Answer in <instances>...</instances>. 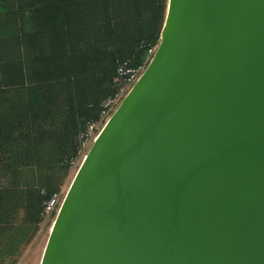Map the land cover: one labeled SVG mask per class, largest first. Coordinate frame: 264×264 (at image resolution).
Returning <instances> with one entry per match:
<instances>
[{
	"label": "water",
	"instance_id": "1",
	"mask_svg": "<svg viewBox=\"0 0 264 264\" xmlns=\"http://www.w3.org/2000/svg\"><path fill=\"white\" fill-rule=\"evenodd\" d=\"M40 264H264V0H169Z\"/></svg>",
	"mask_w": 264,
	"mask_h": 264
},
{
	"label": "trees",
	"instance_id": "2",
	"mask_svg": "<svg viewBox=\"0 0 264 264\" xmlns=\"http://www.w3.org/2000/svg\"><path fill=\"white\" fill-rule=\"evenodd\" d=\"M4 2L3 9L6 12L0 7V67L21 64L27 101L25 111H21L18 106L15 108L16 103L5 106L7 100H1L4 91L0 88V258L16 255L22 244L29 239L32 229L31 225L25 223L9 224L6 210L26 204L29 187L38 183V171L48 172L54 165L63 167L72 164L80 147L78 134L85 132L86 124L97 120L101 113L92 115L83 112L79 116V124L75 123L73 130H70V117L75 114L70 111L66 79H54L47 89L35 82L34 70L35 59L53 56L52 38L66 29H62L60 21L59 27L54 28L58 31L55 34L50 28L44 30L47 24L39 14L46 10L47 0ZM54 3L51 9H59V4ZM157 3L161 5L164 0H154L152 6ZM103 11L104 22L98 29L105 36L112 34L115 22L125 18L133 27L135 41L131 57L126 63L133 67L140 65L147 57L148 50L158 47L166 16L161 24L159 20V25L146 0H103ZM66 18L70 21L67 13L62 20ZM124 61L119 59L118 62ZM113 94L112 90L107 98ZM33 169H36L37 174L33 175ZM55 194H58L56 188L37 194L36 214L43 216L45 202Z\"/></svg>",
	"mask_w": 264,
	"mask_h": 264
},
{
	"label": "rangeland",
	"instance_id": "3",
	"mask_svg": "<svg viewBox=\"0 0 264 264\" xmlns=\"http://www.w3.org/2000/svg\"><path fill=\"white\" fill-rule=\"evenodd\" d=\"M47 1L49 4V2L54 3L58 0ZM168 1L164 0L161 5L157 3L152 6L154 0H146L148 8L153 12V17L157 18L158 24L159 20L161 24L163 17L166 16ZM78 6L81 11H79ZM69 10L78 13L79 18L73 19L70 15V21H67V18L62 20L58 11L56 13L50 12L51 10L47 11V8L39 14V17L45 20L47 24V27L44 25V30L50 28L49 30L55 34L58 31L54 28H58L62 22V29H66V31L52 36L53 56L35 59L34 70L35 82L44 85L47 89L54 79H66L70 93V111L75 114L70 117V130H73L74 124H79V116L83 112L92 115L102 112L103 104L108 99L107 96L111 94L112 90L114 93L116 92V85L112 78L115 71L117 73L116 69L130 59L135 38L133 27L126 18L113 24V31L110 36H105L98 29V26L104 22L103 0H79L77 5L70 4ZM32 19L33 22L36 21L33 17ZM33 39L35 40L36 37ZM119 59L125 60L124 63L118 62ZM21 71L20 63L0 67V88L1 91H4L1 100H7L5 106L16 103L14 104L16 105L15 108L18 106L21 111H25L26 87L22 84ZM6 91L8 92L6 93ZM98 117L97 120L88 122L85 127L87 129L97 123L93 138L104 127L103 121H101V113L98 114ZM82 133L80 132L77 137L80 138ZM82 159L83 157L73 160L72 164L68 166L54 165L52 170L48 172L38 171V183L31 184L29 187L26 204L6 210L7 218L10 220L9 224L25 223L31 225L32 229L29 239L22 244L18 253L14 256L0 258V264L41 263L58 207L50 214L39 216L35 211L36 196L39 192L45 193L56 188L60 197L59 204H61L82 164ZM33 170V175L37 174L36 169Z\"/></svg>",
	"mask_w": 264,
	"mask_h": 264
},
{
	"label": "built area",
	"instance_id": "4",
	"mask_svg": "<svg viewBox=\"0 0 264 264\" xmlns=\"http://www.w3.org/2000/svg\"><path fill=\"white\" fill-rule=\"evenodd\" d=\"M156 48L157 47L150 48L148 50L146 59L140 65L133 67L129 63H124L118 67L116 76L113 80L114 84L116 85V92L104 102L101 112V121H103L104 126L116 111V109L119 107L125 96L130 92L134 84L139 80L141 75L146 70L157 50ZM96 124L97 123H94L92 127H88L87 130L81 134L80 147L78 149L77 157L75 160L82 157V160L85 159L94 141L100 134L101 131L95 138H93L94 128L97 127ZM103 128L104 127H102V129ZM59 198V194H55L50 200L45 202L43 216H45L46 214H50L56 207H58V214L60 206L62 204H59Z\"/></svg>",
	"mask_w": 264,
	"mask_h": 264
},
{
	"label": "crops",
	"instance_id": "5",
	"mask_svg": "<svg viewBox=\"0 0 264 264\" xmlns=\"http://www.w3.org/2000/svg\"><path fill=\"white\" fill-rule=\"evenodd\" d=\"M79 3V0H58V1H55L54 4H59V9H56V10H52V6H53V2H49V4H47V11L51 10L50 12H57L59 13V16H62V19L66 16V13L68 14V17H70V15L73 17V19H76V18H79L78 16V13H76L75 11H70L69 8H70V4L72 5H77ZM63 5H67L65 7H63ZM2 6V9L5 7V2L4 0H0V7ZM78 9L79 11H81V9L79 8L78 6ZM4 12H6L5 9H3ZM63 12H65V15H63ZM3 14V13H1ZM46 14V13H45ZM47 15V14H46ZM77 15V16H76ZM29 16H30V13H29ZM61 21V19H60Z\"/></svg>",
	"mask_w": 264,
	"mask_h": 264
}]
</instances>
